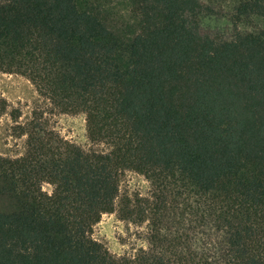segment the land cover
<instances>
[{"label":"trees","instance_id":"1","mask_svg":"<svg viewBox=\"0 0 264 264\" xmlns=\"http://www.w3.org/2000/svg\"><path fill=\"white\" fill-rule=\"evenodd\" d=\"M0 71L103 147L21 127L25 154L0 156V264H264V0H0ZM126 172L151 194L121 195ZM115 212L147 223V248L93 237Z\"/></svg>","mask_w":264,"mask_h":264},{"label":"rangeland","instance_id":"2","mask_svg":"<svg viewBox=\"0 0 264 264\" xmlns=\"http://www.w3.org/2000/svg\"><path fill=\"white\" fill-rule=\"evenodd\" d=\"M222 8L217 6V12L222 11ZM34 118H40L61 138L84 150L103 149L89 141L85 115L61 113L38 93L34 84L26 77L0 71V156L15 159L25 154L27 136L21 134V127ZM43 191L52 194L53 187L44 184ZM120 191L121 195L148 196L152 186L144 176L126 172ZM147 232V223L137 225L123 221L115 212L102 217L94 228L93 237L111 254L121 257L133 255L140 248H147Z\"/></svg>","mask_w":264,"mask_h":264}]
</instances>
